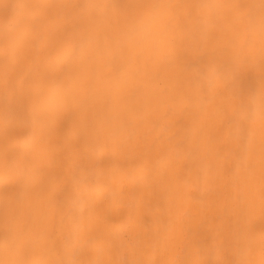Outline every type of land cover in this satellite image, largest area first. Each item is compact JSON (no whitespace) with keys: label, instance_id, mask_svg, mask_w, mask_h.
Returning <instances> with one entry per match:
<instances>
[{"label":"bare ground","instance_id":"1","mask_svg":"<svg viewBox=\"0 0 264 264\" xmlns=\"http://www.w3.org/2000/svg\"><path fill=\"white\" fill-rule=\"evenodd\" d=\"M0 264H264V0H0Z\"/></svg>","mask_w":264,"mask_h":264}]
</instances>
